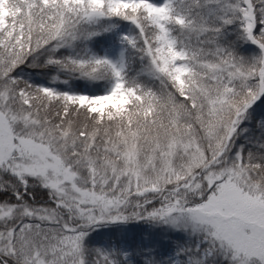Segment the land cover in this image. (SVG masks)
Here are the masks:
<instances>
[{"label":"trees","instance_id":"trees-1","mask_svg":"<svg viewBox=\"0 0 264 264\" xmlns=\"http://www.w3.org/2000/svg\"><path fill=\"white\" fill-rule=\"evenodd\" d=\"M234 2L170 1L166 28L175 38L176 54L187 67L179 86L167 71L160 76L146 65L148 61L143 63L144 49L139 45L151 48L158 27L139 9L117 15L118 19H136L140 26L136 31L142 33L144 44L126 47L122 78L129 113L99 118L98 112L79 108L71 96L79 94L82 87L90 94L111 87L115 74L104 62L77 67L74 74L82 72L78 87H46L55 88L56 95L41 90L44 82L60 76L71 48L92 32L86 20L90 4L86 0H5L0 25V91L12 99L19 85L37 95L30 105H21L17 111L33 119L42 139L61 154L72 152L71 163L79 175L99 174L106 189H112L118 178L119 170L114 171V167L120 168L130 152L132 162L138 163V176L144 177L153 169L169 176L172 183L191 180L196 169L211 161L227 166L238 162L264 195V96L243 112L241 127L225 141L227 122L255 98L257 91L255 47L247 42L228 8ZM262 9L264 13V0ZM103 38H98V43ZM260 42L264 43L262 37ZM122 127L128 130L120 134ZM4 176L7 179L0 181V201L7 198L31 204L32 197L46 199V189L36 179L23 178L21 186L10 173ZM193 180L191 184H196ZM187 189H179L174 196L185 206L197 205L201 197L185 195ZM15 193L21 195L15 197ZM124 194L120 188L117 198ZM135 194L139 201L145 199L142 193ZM184 196L190 201H184ZM14 255L19 264H28L22 254L4 253L2 247L0 264L14 262ZM94 261L92 256L85 258V264H97Z\"/></svg>","mask_w":264,"mask_h":264},{"label":"rangeland","instance_id":"rangeland-1","mask_svg":"<svg viewBox=\"0 0 264 264\" xmlns=\"http://www.w3.org/2000/svg\"><path fill=\"white\" fill-rule=\"evenodd\" d=\"M86 1L92 7L88 10L86 19L93 27L109 26L112 23L110 12L118 8L120 10L138 4L145 6L148 15L159 27V34L155 43V56L147 54L143 63L148 61L146 65H149L153 73L165 75V71L159 68L161 66L157 61L159 56L164 68L174 77L172 80L177 84L181 82V75L186 68L174 54V41L162 24L167 8L165 2ZM251 1L258 21L253 37L246 34L248 23L242 5L231 8L235 10L239 27L249 44L250 38L252 41L255 38L264 39L261 0ZM4 3L5 0H0V25L3 21ZM115 29L117 40L101 51V59L110 62L117 71L115 82L104 93L79 94L74 98L79 108L94 110L99 113L97 114L99 118L118 117L128 110L126 91L123 90V79L120 76V71L124 67L122 45L124 35L121 27L117 26ZM96 34L94 30L86 35L78 47L73 49L70 54V67L83 59L97 56L94 45ZM139 46L145 49L144 45ZM256 52L255 62L259 67V55ZM52 80L60 84L65 83L63 78L54 77ZM22 90H18L19 97H15L16 100L23 99V103H30L31 99L38 97L35 94H26ZM4 95L5 97H0V168L3 170L8 166L12 168L14 166L19 173L40 180L42 186L47 188L45 198L48 200L30 206L4 202L0 209L2 227L0 238L10 246L16 236H20L22 242L26 241V248L31 251L29 260L32 264H83L82 258L85 253H82V246L93 237L107 231L108 226L101 223H110L102 221L99 213L110 215L111 212L122 208H131L129 201L138 187L139 190L145 189L147 185L158 188L160 181L152 176L150 180L144 182L145 179L141 176L137 177L138 170L125 167L120 172L126 174L128 178H125V181L119 180L126 190L122 198L114 196L119 191L117 183L114 186L116 188L113 190L114 194L112 191H94L92 184L80 187L76 183L72 166L67 165L58 152L32 135H21L19 131L14 130L16 123L28 125L29 122L26 116L16 114L14 104L7 103L9 95ZM11 111H14L13 115H16V118L11 115ZM204 167L203 164L200 169ZM202 183L205 188L209 186V190L206 192V199L194 208L187 209L184 206L181 208L179 202L172 196L160 199L159 203L157 201L147 205L142 203L146 207L143 215L140 213L137 216L138 208H134L135 215L132 217L137 226L131 229L127 238L117 241L106 234L97 240L96 246L104 256L102 258L109 264H264V195L257 184L248 180L247 172L240 166L224 164L217 170H206ZM170 192L165 190L162 195ZM62 199L65 203L61 201ZM146 209L152 217L160 215L164 231L172 233L164 243L147 236L150 228L154 233L161 231L156 227H149L147 217L144 216ZM96 222L98 223L95 224ZM126 230L128 227H123V233ZM185 247L188 248L187 251L192 252V256L190 252L187 254L183 251Z\"/></svg>","mask_w":264,"mask_h":264},{"label":"bare ground","instance_id":"bare-ground-1","mask_svg":"<svg viewBox=\"0 0 264 264\" xmlns=\"http://www.w3.org/2000/svg\"><path fill=\"white\" fill-rule=\"evenodd\" d=\"M18 88L20 87L19 85L17 86ZM47 99V98H46ZM49 101V100H48ZM46 102V101H45ZM32 107H36V106H32ZM127 112L129 113V111H124V114L122 115V116H127ZM124 124V123H123ZM127 128H121V131H119L118 133H120V134H122V133H126L127 132ZM117 132H115V134H118ZM112 136H113V134L112 133H110ZM69 137V136H68ZM95 139H98V138H95ZM99 146H101V144H99ZM64 160V162L67 164V165H70L71 164V157L70 156H65V158L63 159ZM189 198L190 197H188V196H184L183 197V199H184V201L187 199L188 201H190L189 200ZM112 239H114V240H118V238L119 237H116V236H110ZM14 262H9L10 264H19L18 262H17V260H15V255H14V260H13ZM28 264H32V263H29L28 262Z\"/></svg>","mask_w":264,"mask_h":264}]
</instances>
